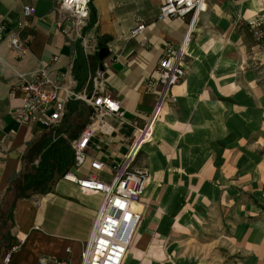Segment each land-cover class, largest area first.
I'll use <instances>...</instances> for the list:
<instances>
[{
	"label": "crops",
	"instance_id": "1",
	"mask_svg": "<svg viewBox=\"0 0 264 264\" xmlns=\"http://www.w3.org/2000/svg\"><path fill=\"white\" fill-rule=\"evenodd\" d=\"M161 3L90 0L95 20L85 32L107 39L108 55L87 58L84 86L100 72L104 93L119 101L128 121L142 123L152 109L154 68L166 44L179 43L186 31L189 17L157 19ZM25 6L34 9L28 18ZM54 7L55 0H0V264L16 245L8 264H37L43 256L80 264L102 198L60 179L28 199L14 190L29 145L48 132L20 119L15 87L39 70L70 87L81 50L56 28ZM255 18L264 20V0H207L191 34L185 78L171 90L176 103L163 106L138 158L150 179L166 177V188L149 180L123 264H217L222 255L264 264V66L255 71L257 63L247 61L252 49L264 62L247 27ZM139 22L146 29L132 37ZM13 37L26 41L22 56L9 46ZM71 90L80 91L77 81Z\"/></svg>",
	"mask_w": 264,
	"mask_h": 264
},
{
	"label": "built area",
	"instance_id": "2",
	"mask_svg": "<svg viewBox=\"0 0 264 264\" xmlns=\"http://www.w3.org/2000/svg\"><path fill=\"white\" fill-rule=\"evenodd\" d=\"M206 5L207 0H162L158 20H184L186 17L189 20L182 40L166 44L162 50L154 68L157 94L142 123L128 121L119 101L104 93L100 72L88 78L79 92L71 90L75 79L69 77L70 87L62 89L44 70H39L30 80L21 79L15 87L23 103L20 119L48 132L60 127L69 101L83 102L89 110L84 129L69 142L73 154L71 169L60 178L75 185L83 194L102 197L80 254V264H123L140 221L138 206L150 180L147 168L138 164V158L154 131L163 106L176 103L171 90L185 78L193 27ZM54 11L56 28L64 36L79 41L86 58L97 57L100 49L97 38L85 32L91 13L90 0H55ZM33 13L32 7H23L25 18ZM247 27L253 42L264 52V20L255 18ZM145 29V24L139 22L131 36L142 34ZM3 31L4 26L0 25V34ZM25 44V40L17 37L9 41L12 52L18 56L25 54ZM61 89L66 93L64 98L59 96ZM62 137L66 139L65 135ZM17 248L18 245L13 246L3 255V264L9 263ZM65 252L68 254L69 249ZM37 264L71 263L67 259L43 256Z\"/></svg>",
	"mask_w": 264,
	"mask_h": 264
},
{
	"label": "trees",
	"instance_id": "3",
	"mask_svg": "<svg viewBox=\"0 0 264 264\" xmlns=\"http://www.w3.org/2000/svg\"><path fill=\"white\" fill-rule=\"evenodd\" d=\"M94 20L92 12L88 27L94 23ZM87 60L81 50L78 49L73 67L78 90L82 89L88 76ZM79 102L69 101L67 103V113L61 124L77 111ZM61 126L54 132L42 133L38 139L29 145L23 158L21 174L13 182L17 197L28 199L32 195L49 193L57 181L71 169L72 150L66 139L62 137L68 130L66 126ZM35 160H37L36 164H34ZM9 220L10 214H6L5 222Z\"/></svg>",
	"mask_w": 264,
	"mask_h": 264
},
{
	"label": "rangeland",
	"instance_id": "4",
	"mask_svg": "<svg viewBox=\"0 0 264 264\" xmlns=\"http://www.w3.org/2000/svg\"><path fill=\"white\" fill-rule=\"evenodd\" d=\"M252 57H254V58H252ZM247 61L257 63V64H255V63L253 64L255 71H259L261 66H264V62L258 60V56H256V57L254 56V52L252 49L248 53ZM258 75H261V72H258ZM87 88H88L87 91H89L90 86H88ZM88 116H89L88 108L86 107V105L83 102H79L78 107H77V111L74 114H72L66 122H63L65 124H63V123L60 124L63 127H65V126L67 127L68 132H66L64 135H65L66 141L68 143L80 135L81 131L84 129V127L88 121ZM150 144H152L151 141L147 145H150ZM158 176L159 177H151L150 181L153 180L154 183L158 182L157 185H159L160 188L161 187L166 188V183L164 182V179L166 177L164 178L160 175H158ZM149 190H150V186L148 187L147 191H149ZM141 207L144 210V207L143 206H141ZM141 220H142V218H141ZM222 256L225 259H223L222 262H218L217 264H243V260H241L240 257H238L237 261H233V260H230L228 256L227 257L224 255H222Z\"/></svg>",
	"mask_w": 264,
	"mask_h": 264
},
{
	"label": "water",
	"instance_id": "5",
	"mask_svg": "<svg viewBox=\"0 0 264 264\" xmlns=\"http://www.w3.org/2000/svg\"><path fill=\"white\" fill-rule=\"evenodd\" d=\"M106 41H107V39H105V38H101V39L97 40V45L100 47L99 52L97 54V58L100 61L104 60L108 55L107 49L105 47H103L105 45Z\"/></svg>",
	"mask_w": 264,
	"mask_h": 264
},
{
	"label": "bare ground",
	"instance_id": "6",
	"mask_svg": "<svg viewBox=\"0 0 264 264\" xmlns=\"http://www.w3.org/2000/svg\"><path fill=\"white\" fill-rule=\"evenodd\" d=\"M139 211V210H138ZM140 221H141V219H140ZM136 232V231H135ZM134 235H135V233H134ZM133 235V236H134ZM133 239V238H132ZM131 243H132V240H131ZM131 243H130V245H131ZM130 245H129V247H128V250H127V254H126V256H125V259H124V261H126L127 259H128V257L130 256ZM124 261H123V263H124Z\"/></svg>",
	"mask_w": 264,
	"mask_h": 264
}]
</instances>
